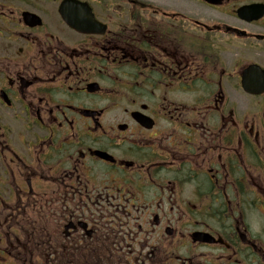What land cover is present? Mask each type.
<instances>
[{
	"label": "flooded vegetation",
	"instance_id": "1",
	"mask_svg": "<svg viewBox=\"0 0 264 264\" xmlns=\"http://www.w3.org/2000/svg\"><path fill=\"white\" fill-rule=\"evenodd\" d=\"M0 264H264V0H0Z\"/></svg>",
	"mask_w": 264,
	"mask_h": 264
}]
</instances>
